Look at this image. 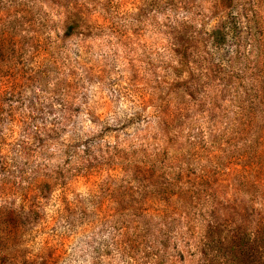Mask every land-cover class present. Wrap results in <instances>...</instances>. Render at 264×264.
I'll return each instance as SVG.
<instances>
[{
  "label": "rangeland",
  "instance_id": "obj_1",
  "mask_svg": "<svg viewBox=\"0 0 264 264\" xmlns=\"http://www.w3.org/2000/svg\"><path fill=\"white\" fill-rule=\"evenodd\" d=\"M77 3L0 0V138L13 185L1 200L20 207L58 180L69 200L138 201L179 167L192 179L217 169L228 123L248 117L264 87V0ZM59 195L42 204L31 246L61 243L58 264H89L88 242L108 235L48 226ZM195 250L177 264H222Z\"/></svg>",
  "mask_w": 264,
  "mask_h": 264
},
{
  "label": "trees",
  "instance_id": "obj_2",
  "mask_svg": "<svg viewBox=\"0 0 264 264\" xmlns=\"http://www.w3.org/2000/svg\"><path fill=\"white\" fill-rule=\"evenodd\" d=\"M26 1L35 9L49 2L77 6L79 0ZM255 94L250 116L228 123L222 164L212 173L192 179L186 168L179 167L169 182H150L149 196L138 201L112 197L98 201L92 194L69 200L67 186L58 180L23 194L20 207L0 198V264L59 263L61 243L47 239L39 250L31 246L42 221L41 206L57 189L61 208L48 226L65 219L100 226V233L108 235L97 246L95 241L88 242L89 264H177L191 244L203 263L222 257V264H264V87ZM1 141L3 195L13 185L8 183L12 172L2 155ZM158 186L163 187V195H157ZM179 243L184 247L179 248Z\"/></svg>",
  "mask_w": 264,
  "mask_h": 264
}]
</instances>
